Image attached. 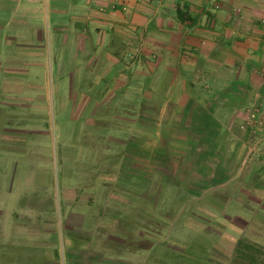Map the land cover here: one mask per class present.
Masks as SVG:
<instances>
[{
	"label": "crops",
	"instance_id": "1",
	"mask_svg": "<svg viewBox=\"0 0 264 264\" xmlns=\"http://www.w3.org/2000/svg\"><path fill=\"white\" fill-rule=\"evenodd\" d=\"M65 1L0 0V26L1 21H5V27L19 28L17 34L28 40L41 12L45 11L43 16L49 23L66 13L65 7H59ZM69 1L71 19L57 21L61 26L57 36L62 41L72 40L75 50L82 54L98 48L100 52L94 53L90 63L95 64L97 58L108 59L110 63L104 71L106 75L121 61L124 65L117 74L122 76V80L125 78L122 86L125 91H129L125 71L131 68L124 59L133 53L140 59L153 56L158 64L152 69L162 75L157 88L168 97L161 98L165 101L161 109L166 112L165 106H169L170 113H161L154 120L157 127L152 128V134L147 132L144 122L137 123L139 126L134 125L130 131L129 112L123 119L128 129L124 138L125 147L121 151L107 152L108 159L111 161L116 155H122L118 164H122L121 170L126 179L132 175L139 176L147 168L152 169L156 177L168 175L172 172L171 155L177 153L171 148L169 138L185 137L191 143L188 151L192 163L189 161L187 165V171L191 172L189 199L204 204L202 226L188 227L200 234L202 239L215 241L217 237L222 244L218 248L225 255H230L227 248L233 249L251 229L255 233L253 241L264 246V225L253 219L260 217L264 223V161L257 159L260 154L257 147L251 145L253 137L250 134V144L243 143V136H246L243 126L245 108L252 106L264 94V82L258 80L264 73V0ZM179 6L197 18L195 25L178 18ZM66 26L69 29H65ZM87 73L92 76L94 71L91 69ZM200 74L210 81L203 88L199 87L195 78ZM109 84L112 93L117 82L112 77ZM182 100L185 101L183 111L174 110V105ZM13 103L11 101L9 105ZM20 125L22 134H26V126ZM175 146L179 148L177 144ZM229 147L230 153L235 154L232 161L226 165H214ZM8 149L0 146V153L4 150L3 154L14 153ZM147 153L151 154L149 162L146 161ZM198 157L204 161L194 166L193 160ZM95 170L96 173L98 169ZM14 179L17 180L10 169L0 167V235L5 237L4 243H1L5 248H15L18 234L28 233L31 238L35 234L41 240L40 243L39 239L33 241L32 246L49 245L53 250L45 259V264H160L147 259L152 248L140 244L144 229L140 230L137 226L129 231L134 243L126 244L119 240L107 242L111 233V238L115 240L116 229H110L109 233L101 227L90 231L71 228L64 244L65 251L60 253L53 247V242H45L49 235L48 227L54 223L48 219L47 210L34 209L35 205L28 206L29 209H15L13 195L18 190L14 188ZM36 185H39L38 178L29 179L20 192L24 189L25 192L30 191V195L27 192L25 197H32L35 195L33 186ZM99 185L97 178H92L86 185L89 187L86 192L90 193L87 199L84 197L81 200L84 207L97 203L92 197L98 192ZM107 190L110 192L107 188L106 193ZM125 191L130 195L128 189ZM110 197L115 201H130L118 194H111ZM136 197L134 202L141 198L140 195ZM193 248L191 245L190 254L195 260L203 264L211 263L207 260L209 251H206L207 254L195 253Z\"/></svg>",
	"mask_w": 264,
	"mask_h": 264
},
{
	"label": "rangeland",
	"instance_id": "2",
	"mask_svg": "<svg viewBox=\"0 0 264 264\" xmlns=\"http://www.w3.org/2000/svg\"><path fill=\"white\" fill-rule=\"evenodd\" d=\"M69 2L66 0L59 6L65 7L66 13L49 23L43 16V10L28 40L17 34L19 28L5 27V21H1L0 146L5 150L10 148L8 151L14 153L3 154L5 150L0 153V167L10 169L17 178L14 179V188L18 191L13 195L12 202L16 205L15 209H29L28 206L35 205L34 209L47 210L48 219L54 223L48 227L49 235L45 242H53V247L60 253L65 251L64 244L71 228L90 231L101 227L109 233L110 229H116L115 240L111 238V233L107 242L119 240L126 244L134 243L129 231L137 226L140 230L144 229L140 244L152 248L147 259L160 264H203L190 254L191 245L195 253L207 254L206 251H209V264H264V246L253 241L255 233L252 229L233 249L227 248L230 255H225L218 248L222 244L217 237L215 241L202 239L200 234L188 227L202 226L204 204L189 199L191 172L187 171V165L189 161L192 163L188 151L191 143L185 137L169 138L171 148L177 153L171 155L172 172L168 175L156 177L152 169L147 168L139 176L132 175L126 179L121 170L122 164H118L122 155H116L111 161L108 159L107 152L121 151L125 147L124 138L128 129L123 119L129 112L130 131L134 125L144 122L147 132L152 134V128L157 127L154 120L161 113H170L169 106H165L166 112L161 109L165 103L161 98L168 97L157 88L162 75L152 69L158 64L153 56L140 59L133 53L124 59L131 68L125 71L129 82V91H125L126 88L122 87L125 78L122 80V76L117 74L124 65L121 61L106 75L104 71L110 63L108 59L97 58L95 64L90 63L94 53L100 52L98 48L82 54L75 50L72 40L62 41L57 36L58 28H61L57 21L71 19ZM90 68L94 71L92 76L87 73ZM112 77L117 85L110 93ZM263 77L258 79L261 83L264 82ZM195 78L201 88L210 82L201 74ZM21 97L26 99L20 100ZM257 100L245 108L243 126L246 136H243V143L250 144V134L253 137L251 145L256 146L260 154L257 159L264 161V94ZM6 101H22V104L9 105ZM184 103V100L178 101L174 110L183 111ZM142 114L144 117H140ZM20 124L26 126V134H22ZM150 156L146 154L147 162ZM234 157L229 147L214 165H226ZM201 161H204L202 157L193 160L194 166H199ZM107 167L110 168L108 174ZM95 169H98L96 173ZM33 178H38L39 185L33 186L35 195L26 198V193L30 195L31 192H25V189L20 192L21 187ZM92 178H97L100 183L98 192L92 197L97 203L84 207L81 200L89 196L86 185ZM107 188L110 192L107 190L106 193ZM127 189L130 195L126 193ZM111 194L128 197L130 201L112 200ZM136 195L141 198L134 202ZM253 219L264 225L260 217ZM26 234H18L13 249L1 245L5 237L0 235V264H45V259L53 250L49 245L32 246L39 237L34 234L31 238V234ZM175 247L177 251L173 249Z\"/></svg>",
	"mask_w": 264,
	"mask_h": 264
},
{
	"label": "trees",
	"instance_id": "3",
	"mask_svg": "<svg viewBox=\"0 0 264 264\" xmlns=\"http://www.w3.org/2000/svg\"><path fill=\"white\" fill-rule=\"evenodd\" d=\"M177 14H178V18L181 20V21H183V22H185V21H191L192 22V24H196L197 23V18H195V17H192V15L190 14V12L189 11H185L184 9H182V7H178V9H177Z\"/></svg>",
	"mask_w": 264,
	"mask_h": 264
}]
</instances>
